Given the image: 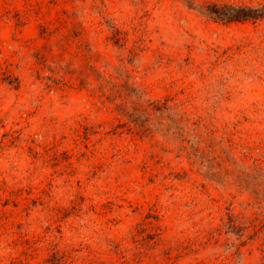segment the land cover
<instances>
[{
    "label": "rangeland",
    "instance_id": "1",
    "mask_svg": "<svg viewBox=\"0 0 264 264\" xmlns=\"http://www.w3.org/2000/svg\"><path fill=\"white\" fill-rule=\"evenodd\" d=\"M0 0V264H264V17Z\"/></svg>",
    "mask_w": 264,
    "mask_h": 264
},
{
    "label": "trees",
    "instance_id": "2",
    "mask_svg": "<svg viewBox=\"0 0 264 264\" xmlns=\"http://www.w3.org/2000/svg\"><path fill=\"white\" fill-rule=\"evenodd\" d=\"M204 12L211 18L225 22L256 20L264 17V5L250 7L229 3H210L204 8Z\"/></svg>",
    "mask_w": 264,
    "mask_h": 264
}]
</instances>
